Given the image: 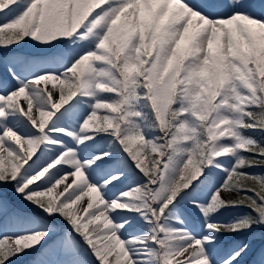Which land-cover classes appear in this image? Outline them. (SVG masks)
Listing matches in <instances>:
<instances>
[{
    "label": "snow or ice",
    "instance_id": "6c2138e0",
    "mask_svg": "<svg viewBox=\"0 0 264 264\" xmlns=\"http://www.w3.org/2000/svg\"><path fill=\"white\" fill-rule=\"evenodd\" d=\"M0 264H264V0H0Z\"/></svg>",
    "mask_w": 264,
    "mask_h": 264
}]
</instances>
